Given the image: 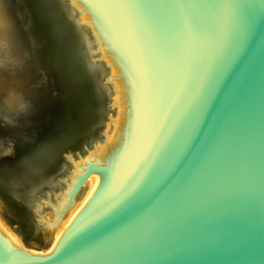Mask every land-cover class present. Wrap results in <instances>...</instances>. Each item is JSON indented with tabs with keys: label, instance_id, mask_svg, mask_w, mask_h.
I'll use <instances>...</instances> for the list:
<instances>
[{
	"label": "water",
	"instance_id": "95a60500",
	"mask_svg": "<svg viewBox=\"0 0 264 264\" xmlns=\"http://www.w3.org/2000/svg\"><path fill=\"white\" fill-rule=\"evenodd\" d=\"M3 96L0 264H264V0H0Z\"/></svg>",
	"mask_w": 264,
	"mask_h": 264
},
{
	"label": "rangeland",
	"instance_id": "374dc122",
	"mask_svg": "<svg viewBox=\"0 0 264 264\" xmlns=\"http://www.w3.org/2000/svg\"><path fill=\"white\" fill-rule=\"evenodd\" d=\"M4 98H5V96H3V97H0V102L2 101V100H4ZM24 112L26 113V114H29L30 112H31V109H32V106L30 107H28L27 105H25L24 107ZM0 112L1 113H4V112H2L1 111V108H0ZM0 113V114H1ZM5 114V113H4ZM0 118H2L1 116H0ZM7 119V118H6ZM8 120V119H7ZM6 121H0V134H16V132H14L12 129H11V127L13 128V125L15 124L16 125V123L14 122V120L12 119V120H10V122H8V123H5ZM34 121H29L27 124H31V123H33ZM25 126V125H24ZM90 193V191L89 192H85V193H83L81 196H79L76 200H75V203H74V206H73V208L71 209V210H75V209H77V207L78 206H80L82 203H83V201L86 199V197L88 196V194ZM71 210L69 211V212H71ZM69 218V213L66 215V217H65V220L66 219H68ZM0 227H1V229H2V231L3 232H5L6 234H10V235H12V236H14L15 237V239H16V234H15V231L4 221V219H3V215H2V211H1V208H0ZM53 235L54 234H51V235H48V236H45L44 237V240H45V244H46V249H42V250H40V246L38 245V246H36V247H34L33 248V252L34 253H31L30 251H28L20 242H18L17 240V244H18V246H19V248L22 250V251H24L25 253H30V254H34V255H37V256H39V255H47V254H49V250L51 249V247H52V245H53V243H54V241H55V239L53 240V241H51V242H49L50 240H51V238L53 237ZM36 253H38V254H36Z\"/></svg>",
	"mask_w": 264,
	"mask_h": 264
},
{
	"label": "bare ground",
	"instance_id": "6f19581e",
	"mask_svg": "<svg viewBox=\"0 0 264 264\" xmlns=\"http://www.w3.org/2000/svg\"><path fill=\"white\" fill-rule=\"evenodd\" d=\"M91 193V191H90ZM90 193L88 194V196L86 197V199L83 201V203L77 207V209H73L71 210V212H69V218L68 219H64L63 224L60 228V231L57 235V237L55 238V241L51 247V249H54L56 244L58 243L59 239L61 238V236L63 235V233L69 228V226H71V224L73 223V221L77 218V216L80 214V212L85 208V206H87V204L90 201ZM73 208V207H72ZM0 236L13 248L19 249V246L17 244V241L15 239L14 236L10 235V234H6L5 232L2 231L1 227H0ZM49 250V254L52 252V250ZM22 251V250H21ZM24 252V251H23ZM26 255H30V256H37V255H32L30 253H25Z\"/></svg>",
	"mask_w": 264,
	"mask_h": 264
}]
</instances>
